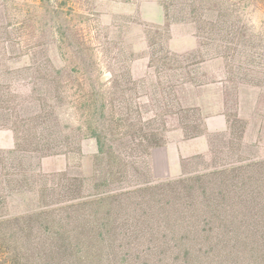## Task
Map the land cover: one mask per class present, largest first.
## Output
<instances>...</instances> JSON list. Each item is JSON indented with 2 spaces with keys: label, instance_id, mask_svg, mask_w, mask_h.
Returning a JSON list of instances; mask_svg holds the SVG:
<instances>
[{
  "label": "trees",
  "instance_id": "trees-1",
  "mask_svg": "<svg viewBox=\"0 0 264 264\" xmlns=\"http://www.w3.org/2000/svg\"><path fill=\"white\" fill-rule=\"evenodd\" d=\"M64 6L40 0L37 35L28 15L27 32L10 31L0 0V129L15 141L8 152L0 150V264H264V159H229L244 140V120L224 112L223 131L210 132L207 122L215 116L172 98L175 87L207 83L192 70L180 86L170 73L163 83L135 77L129 59L121 60L129 56L123 49L111 57L121 70L110 72L105 93L98 87L100 56L110 57L106 47L121 36L101 35L99 19L76 21ZM163 9L167 33L191 24L201 41L199 49L176 55L158 28L148 41L149 62L165 72L172 61L188 69L226 59L227 43L241 34L225 1L163 0ZM51 37L59 63L47 47ZM29 44L30 64L14 67L16 47ZM70 111L74 118L67 120ZM170 116L185 139L208 137L211 160L182 159L180 177L156 181L149 160L166 144ZM87 138L97 143L89 187L69 171L42 173V159L80 153ZM12 193L35 196L36 207L4 212Z\"/></svg>",
  "mask_w": 264,
  "mask_h": 264
},
{
  "label": "rangeland",
  "instance_id": "rangeland-1",
  "mask_svg": "<svg viewBox=\"0 0 264 264\" xmlns=\"http://www.w3.org/2000/svg\"><path fill=\"white\" fill-rule=\"evenodd\" d=\"M225 1L231 10V20L239 22V38L227 43L225 51L227 57L207 61L196 67L185 68L181 61L169 62L170 70L167 72L159 70V63L149 62V38L158 32V28L167 39L169 50L176 55H184L199 49L201 41L196 36V26L191 24H175L169 27L168 33L165 30V17L163 0H51V3L65 4V12L68 17L74 20L99 19L102 23L100 34L117 37L121 39L109 45L110 57L102 53L99 64V85L98 87L106 93L110 87L107 81L111 78L110 72L120 73L119 65L111 61V57L122 49L129 52V56L121 55V60L128 61L133 75L138 78L150 76L158 78L160 82L169 80V73L175 85L180 86L183 76L192 70L198 82L207 83L203 87L184 85L175 87L173 101L198 105L202 108L203 116H215L207 122L210 129L214 126H223L225 119L220 117L224 112L243 119L246 125L244 140L240 147H234L236 155L229 159H236L239 156L251 160L264 159V0H221ZM8 13V21L14 28L10 31L20 30L27 32L22 27V22L28 15L33 19L34 27L38 31L42 27L40 18V0H2ZM147 15L162 16L163 22L156 23L145 19ZM74 16V17H73ZM131 17L132 22L115 20V17ZM93 28V27H92ZM92 31V30H91ZM160 32V31H159ZM50 36V34H49ZM232 38V34L229 35ZM48 41V50L54 62H60L59 44ZM232 40V39H231ZM197 42V48L187 50L191 44ZM217 45L218 42L211 44ZM32 44L28 46H17L21 52L20 58L13 65L16 68L30 64ZM11 50V47L8 48ZM158 50V49H157ZM156 50V52H157ZM160 51H158V58ZM112 66L111 64H114ZM151 63V64H150ZM162 66V65H161ZM158 68V69H157ZM160 78V79H159ZM247 80V81H246ZM19 93L25 92L20 87L15 88ZM140 93V92H139ZM146 100V99H144ZM226 103V107L224 106ZM75 113L70 111L66 116L74 118ZM165 133L166 144L179 143L184 132L178 125L174 116L167 119ZM223 131V130H222ZM13 133L8 128L0 129V150L8 152L14 147ZM163 146L162 148H164ZM164 157V152L161 151ZM97 154V143L94 138H87L82 142L80 153H71L44 158L40 161L43 174H54L69 171L72 174L82 176L85 185H91L94 175V160ZM163 154V155H162ZM199 160H211L210 153ZM153 179H163L169 172L167 160H153L152 154L149 160ZM199 169H203L200 161H196ZM194 167V166H191ZM156 171V172H155ZM160 177V178H158ZM176 179V178H173ZM32 200V201H31ZM30 207H36L35 196L30 194H10L4 212L8 214H20Z\"/></svg>",
  "mask_w": 264,
  "mask_h": 264
},
{
  "label": "crops",
  "instance_id": "crops-1",
  "mask_svg": "<svg viewBox=\"0 0 264 264\" xmlns=\"http://www.w3.org/2000/svg\"><path fill=\"white\" fill-rule=\"evenodd\" d=\"M148 21H153L156 23H162V16H152L147 15L145 17ZM197 48V42L191 44V47L187 50H194ZM222 126H214L210 128V132L220 131L222 130ZM161 151L164 152V157L161 156ZM210 153L209 140L207 136H200L195 139H185L183 135L181 136V140L179 143L175 144H167L164 148L155 149L152 152L153 160H167V164L169 165V172L166 177H162L163 179H173L178 178L182 175V167L181 160L182 159H190L199 155L207 156ZM163 155V154H162ZM156 172V171H155ZM160 178V177H158Z\"/></svg>",
  "mask_w": 264,
  "mask_h": 264
}]
</instances>
